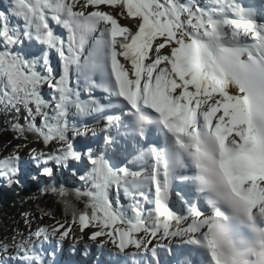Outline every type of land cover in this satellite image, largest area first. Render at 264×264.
<instances>
[{
	"label": "snow or ice",
	"instance_id": "snow-or-ice-1",
	"mask_svg": "<svg viewBox=\"0 0 264 264\" xmlns=\"http://www.w3.org/2000/svg\"><path fill=\"white\" fill-rule=\"evenodd\" d=\"M0 111L20 141L0 181L20 183L27 150L84 203L44 189L64 219L23 213L0 264H55L89 229L125 264H264V0H10Z\"/></svg>",
	"mask_w": 264,
	"mask_h": 264
},
{
	"label": "trees",
	"instance_id": "trees-1",
	"mask_svg": "<svg viewBox=\"0 0 264 264\" xmlns=\"http://www.w3.org/2000/svg\"><path fill=\"white\" fill-rule=\"evenodd\" d=\"M11 115H7L0 111V154L6 150L13 148L20 141L15 140L14 133L9 127ZM21 123L23 117L21 116ZM29 139L32 134L28 133ZM35 176V179L33 177ZM55 183L59 188L64 186V190L69 193L66 200L72 203L78 210L84 208V203L77 200L72 194L76 188H79L80 182L71 175V173L58 172L55 181L39 176L33 169L31 174L20 179L19 184L6 185L0 188V240L6 237L10 238L16 229L27 233L28 229L24 224L23 213H28L32 219V225L45 224L50 225L53 220L48 216L41 218V210L50 212L57 220H63L65 216V204L61 197L53 194L51 191L45 193L43 190L49 188ZM68 219H71L69 214ZM55 264H73L72 262H60L55 260Z\"/></svg>",
	"mask_w": 264,
	"mask_h": 264
},
{
	"label": "rangeland",
	"instance_id": "rangeland-1",
	"mask_svg": "<svg viewBox=\"0 0 264 264\" xmlns=\"http://www.w3.org/2000/svg\"><path fill=\"white\" fill-rule=\"evenodd\" d=\"M202 1H204V0H201V3H202ZM2 2L7 3V5H9L8 3H10V0H0V4ZM182 2H184V0H182ZM3 5L5 7H8L5 4H3ZM6 9L5 10H2L0 8V10H2V11H6ZM122 22L123 23H129V21H122ZM89 126H90V124H89ZM89 135H91V133H89ZM98 135H101V133H99ZM32 146H38V145L33 144ZM11 151H12V148H10L9 150H6L5 153L0 154V155H5L6 156ZM21 156L24 158L25 163L22 165L23 172H22V175H21L20 179L25 178L28 175H30L31 172H32V170L34 169V166H32L30 164V162H28L29 161V158H28L27 150H24L23 152H21ZM65 173H68V172H65ZM6 185H7L6 183L0 181V188H4ZM12 185H14V184H12ZM39 226H45V224L32 225L33 229H35V228H37ZM90 231H91V229H89L88 231H86L84 233V239L83 240H80L79 243H77L76 240L71 239V238L66 239L64 241L63 247L61 249H58L57 250V254H56L55 260H60V262H72V263H73V261H76V263H73V264H80V263L81 264H84V261L86 260V261H88L87 264H103V263H97V260H95V259H99L98 256L103 254L106 259H104V258H101V259H103L105 261V263H107V264H114L113 261H111V260L109 261L108 259L111 258V253L113 254V252H116L117 250L115 248L111 247V246H106L104 248H101V251L102 252H100L99 251V248H97L94 244H92V242L90 240L87 239V236H88V234H89ZM25 234H27V233H25ZM80 235H81L80 234V231L77 228L76 231H75V236L77 238H79ZM85 244H91L92 247H91V250L90 251H92V249H93L97 253H93L92 254V257H90L91 254L88 253L90 251H88L86 253L85 252V249L83 247V245H85ZM46 247H53L54 248L55 247V244L53 242L52 245H50V246L49 245H46ZM76 248H78V249L81 250V252L79 253V255H76V253H75ZM103 251H105V252H103ZM66 253H68V254H66ZM96 254H98V255H96Z\"/></svg>",
	"mask_w": 264,
	"mask_h": 264
},
{
	"label": "bare ground",
	"instance_id": "bare-ground-1",
	"mask_svg": "<svg viewBox=\"0 0 264 264\" xmlns=\"http://www.w3.org/2000/svg\"><path fill=\"white\" fill-rule=\"evenodd\" d=\"M204 1H202V3H203ZM243 2L246 4V5H248V4H252V5H255V6H257V7H259L258 5H256L255 3H253L251 0H243ZM3 4H5L6 6H8L7 5V3H4V2H2ZM0 4V8L2 9V10H5L6 8H8V7H5L3 4ZM9 4V3H8ZM6 11H7V9H6ZM97 95H100V93H96ZM90 127H95V128H97V129H100V128H102L103 127V124H102V122L101 123H91L90 124ZM99 134V133H98ZM102 135H103V133H101V135H98L99 137H102ZM74 252V251H73ZM81 252V250L80 249H78V248H76V251H75V253H76V255H79V253ZM103 252H105V251H103ZM65 253V252H64ZM89 254H91L90 255V257H92V254L93 253H97V252H95L93 249H92V251H90V252H88ZM66 254H68V253H66ZM99 254V253H98ZM98 254H96V255H98ZM102 254V253H101ZM101 256V257H100ZM107 256V255H106ZM99 257V259H97V263H103V264H107V263H105V261L103 260V259H101V258H104V259H106L105 258V256L102 254V255H99L98 256ZM119 258L121 259V260H124V258L123 257H121V256H119ZM110 259V258H109ZM108 259V260H109Z\"/></svg>",
	"mask_w": 264,
	"mask_h": 264
}]
</instances>
